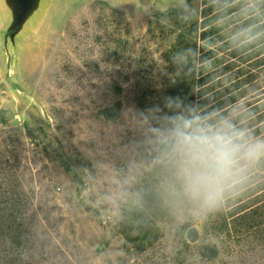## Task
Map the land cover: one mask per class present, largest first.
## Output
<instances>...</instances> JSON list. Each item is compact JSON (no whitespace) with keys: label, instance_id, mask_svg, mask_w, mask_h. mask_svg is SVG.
<instances>
[{"label":"rangeland","instance_id":"obj_1","mask_svg":"<svg viewBox=\"0 0 264 264\" xmlns=\"http://www.w3.org/2000/svg\"><path fill=\"white\" fill-rule=\"evenodd\" d=\"M206 1L54 0L16 86L0 62V264H264V0ZM183 82L237 100L199 134ZM230 126L208 202L189 141Z\"/></svg>","mask_w":264,"mask_h":264},{"label":"water","instance_id":"obj_2","mask_svg":"<svg viewBox=\"0 0 264 264\" xmlns=\"http://www.w3.org/2000/svg\"><path fill=\"white\" fill-rule=\"evenodd\" d=\"M54 0H0V62L15 85L22 47L47 24ZM48 18V19H47ZM1 67V66H0Z\"/></svg>","mask_w":264,"mask_h":264},{"label":"trees","instance_id":"obj_3","mask_svg":"<svg viewBox=\"0 0 264 264\" xmlns=\"http://www.w3.org/2000/svg\"><path fill=\"white\" fill-rule=\"evenodd\" d=\"M212 0H208L206 1L204 4L206 3H210L209 6H207V8L205 9V12H209V14L212 12L213 10V4L211 3ZM188 23H191V22H188ZM195 26V27H194ZM191 27L193 28H196V22L195 23H192L191 24ZM190 31V30H188ZM208 34H210V31L209 30H206ZM195 31L191 30V34L194 33ZM205 34H203V39L205 38ZM191 38H192V46L195 47L196 46V42L193 40L194 39V35H191ZM207 41V44H209L208 39H206ZM239 47H242V46H238ZM238 48L234 49V51L237 52ZM222 49H226L225 47H222ZM235 55V54H234ZM233 58H229V62L226 63L227 65L224 67V69H227L228 67H231L232 65H234V61L237 59V58H234L235 56H232ZM230 59H233V61H230ZM239 61L241 63H244L246 62L247 64L248 63H257L256 59L255 58H246V61L244 60H241L239 59ZM227 62V61H226ZM239 69V68H238ZM222 71V70H220ZM201 76L199 77V86H202L204 85L206 82H205V79L203 78V75L200 74ZM194 76H192L193 78ZM220 83V79L217 78L216 81H214V85H217ZM188 89L189 87L186 86V84L183 82L182 84H180V86L173 92L171 93L172 95L174 96H177L178 98L179 97H187V99L185 100V103H184V106L181 108V115L183 118H185V120L183 121V123H185L186 125H192V124H196L197 126H199V134L201 133L202 130H205L206 128L204 127H209L210 124L213 123L212 120H214V124H219L220 121H222V119H220V117L222 116V112L225 110V108H227L229 105L231 106V104H233L237 98H236V95H237V91L236 92H233V93H230L228 92V88H224L221 87L219 88L218 90H215L213 93H212V96H211V103L212 105L208 107L209 103H210V98L207 97V93L204 89L202 88H199L198 89V93H199V99H198V108L196 109L195 107H193V89L191 90V94H189L188 92ZM206 96V97H205ZM251 107L252 108H255V106L257 105V101H254L251 103ZM250 108V107H249ZM214 111V115L210 117V112L211 111ZM257 113V112H255ZM254 113V114H255ZM252 114V115H254ZM255 117V116H254ZM212 118V120H211ZM200 123L203 125V129H201L200 127ZM257 123V121L255 122ZM251 128H253V130H249L248 133L250 135H257L258 132H257V126L256 124H253L251 126ZM206 133L209 134L210 132H207L206 130ZM226 135H227V138L231 140V143L232 145L238 141L237 138H239V134H238V128L237 127H232L230 126L228 128V131L226 132Z\"/></svg>","mask_w":264,"mask_h":264},{"label":"clouds","instance_id":"obj_4","mask_svg":"<svg viewBox=\"0 0 264 264\" xmlns=\"http://www.w3.org/2000/svg\"><path fill=\"white\" fill-rule=\"evenodd\" d=\"M191 160L200 163L207 170L196 172L189 176V187L194 195H203L206 201L212 202V175L222 173L233 164L234 148L231 140L226 136H199L189 141ZM249 156L264 155V142H257L250 146Z\"/></svg>","mask_w":264,"mask_h":264}]
</instances>
